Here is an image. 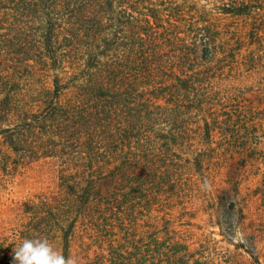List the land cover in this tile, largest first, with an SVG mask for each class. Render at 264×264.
<instances>
[{
	"label": "trees",
	"instance_id": "1",
	"mask_svg": "<svg viewBox=\"0 0 264 264\" xmlns=\"http://www.w3.org/2000/svg\"><path fill=\"white\" fill-rule=\"evenodd\" d=\"M17 162L56 188L23 203L0 264L37 237L79 264H231L194 239L200 213L262 264L264 0H0V167Z\"/></svg>",
	"mask_w": 264,
	"mask_h": 264
},
{
	"label": "rangeland",
	"instance_id": "2",
	"mask_svg": "<svg viewBox=\"0 0 264 264\" xmlns=\"http://www.w3.org/2000/svg\"><path fill=\"white\" fill-rule=\"evenodd\" d=\"M8 166L5 169L0 167V255H3L7 249V241H17L20 237V227L18 225L21 224V219H23V203L29 200L39 202L41 195L50 194L56 188L52 180L44 174V170L40 167L23 168L18 162ZM250 176L253 181L249 183V186L254 188L261 180V176L259 178H256L254 174H250ZM259 208L254 210L253 218L258 221L257 223H263L264 225V207L259 206ZM215 221L216 219H211L210 216L200 213L193 220L196 225L190 227L196 234L194 239L204 237L214 239V245L223 254L228 253V250L230 251L229 260L231 264H256L249 254L236 250L235 245H230L223 238L219 228L213 225ZM240 237L241 235H238L234 240V244L241 242ZM258 249L261 262L264 264V226Z\"/></svg>",
	"mask_w": 264,
	"mask_h": 264
},
{
	"label": "clouds",
	"instance_id": "3",
	"mask_svg": "<svg viewBox=\"0 0 264 264\" xmlns=\"http://www.w3.org/2000/svg\"><path fill=\"white\" fill-rule=\"evenodd\" d=\"M12 264H79V261L58 251L47 237H37L25 238L13 248Z\"/></svg>",
	"mask_w": 264,
	"mask_h": 264
}]
</instances>
